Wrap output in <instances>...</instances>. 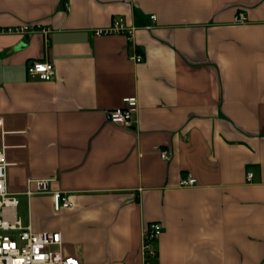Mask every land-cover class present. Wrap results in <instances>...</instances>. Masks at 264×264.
<instances>
[{"label":"crops","instance_id":"obj_1","mask_svg":"<svg viewBox=\"0 0 264 264\" xmlns=\"http://www.w3.org/2000/svg\"><path fill=\"white\" fill-rule=\"evenodd\" d=\"M119 16L129 40L93 32ZM20 24L49 31L0 33L15 218L59 231L82 264H140L150 222L151 264H264V0H0V26ZM34 60L55 76L29 75ZM131 95L130 123L111 122ZM188 173L195 183L178 185ZM32 178L72 205L25 194Z\"/></svg>","mask_w":264,"mask_h":264},{"label":"built area","instance_id":"obj_2","mask_svg":"<svg viewBox=\"0 0 264 264\" xmlns=\"http://www.w3.org/2000/svg\"><path fill=\"white\" fill-rule=\"evenodd\" d=\"M154 19V15H150ZM236 22H244L245 16L238 13ZM133 26H127L122 17H116L110 24L95 28V34H125L129 40ZM40 31L46 34L49 31L47 26L39 24H20L14 26H0V33H28ZM130 58L135 61L141 60V54L134 52ZM26 70L29 75L37 76L42 80H49L55 76V68L50 61L34 60L28 63ZM137 109L135 96H125L119 106L108 110V119L117 124L127 125L132 120V115ZM0 131L3 134V121L0 117ZM5 145L0 146V264H82L81 261L62 251V239L59 231L54 230H33L30 225H23L18 218L13 216V209L16 206L17 197L7 190L6 186V165L4 159ZM161 158H168L169 149L156 147ZM251 177V173L247 178ZM49 178H32L27 180V188L24 193L48 192L51 196L54 210L67 208L72 205L68 193L62 190H49ZM195 177L190 173L185 177H179L178 185L186 186L195 183ZM34 183V189L29 183ZM161 232V225L158 222H150L142 228L141 242L139 246L140 264H151V259L156 255L154 241Z\"/></svg>","mask_w":264,"mask_h":264},{"label":"rangeland","instance_id":"obj_3","mask_svg":"<svg viewBox=\"0 0 264 264\" xmlns=\"http://www.w3.org/2000/svg\"><path fill=\"white\" fill-rule=\"evenodd\" d=\"M21 206H22V203H20V204L18 205L19 213L21 212Z\"/></svg>","mask_w":264,"mask_h":264}]
</instances>
